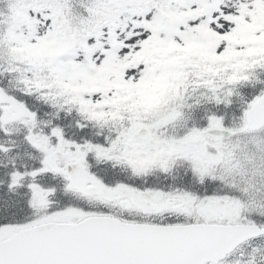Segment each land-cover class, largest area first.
I'll return each instance as SVG.
<instances>
[{
    "label": "snow or ice",
    "instance_id": "obj_1",
    "mask_svg": "<svg viewBox=\"0 0 264 264\" xmlns=\"http://www.w3.org/2000/svg\"><path fill=\"white\" fill-rule=\"evenodd\" d=\"M0 264H264V0H0Z\"/></svg>",
    "mask_w": 264,
    "mask_h": 264
}]
</instances>
